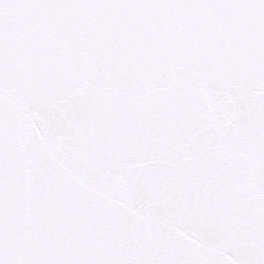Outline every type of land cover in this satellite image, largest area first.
<instances>
[{"label": "snow or ice", "instance_id": "snow-or-ice-1", "mask_svg": "<svg viewBox=\"0 0 264 264\" xmlns=\"http://www.w3.org/2000/svg\"><path fill=\"white\" fill-rule=\"evenodd\" d=\"M0 264H264V0H0Z\"/></svg>", "mask_w": 264, "mask_h": 264}]
</instances>
